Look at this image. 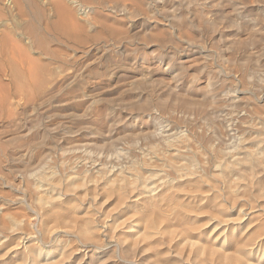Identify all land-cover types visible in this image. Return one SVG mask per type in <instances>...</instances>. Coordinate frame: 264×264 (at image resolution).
<instances>
[{
	"label": "rangeland",
	"instance_id": "374dc122",
	"mask_svg": "<svg viewBox=\"0 0 264 264\" xmlns=\"http://www.w3.org/2000/svg\"><path fill=\"white\" fill-rule=\"evenodd\" d=\"M133 165L156 187L118 208L101 176ZM73 176L61 212L95 237L40 216L43 177ZM149 215L171 232L155 248ZM35 249L34 264H264V0H0V264Z\"/></svg>",
	"mask_w": 264,
	"mask_h": 264
},
{
	"label": "bare ground",
	"instance_id": "6f19581e",
	"mask_svg": "<svg viewBox=\"0 0 264 264\" xmlns=\"http://www.w3.org/2000/svg\"><path fill=\"white\" fill-rule=\"evenodd\" d=\"M229 123V122H228ZM180 136V135H179ZM174 137V136H173ZM180 138V137H179ZM173 139V138H172ZM181 140V139H180ZM167 142V141H166ZM176 142V141H175ZM171 143V142H170ZM154 145V144H153ZM150 146V145H149ZM240 147V146H239ZM238 148V147H237ZM186 149V148H185ZM220 149V148H219ZM161 150V149H160ZM240 150H241V148H240ZM251 152V151H250ZM145 153V152H144ZM165 153V152H164ZM249 153V152H248ZM122 154V153H121ZM159 155V154H158ZM126 156V155H125ZM250 156V155H249ZM120 157V156H119ZM168 158V157H167ZM166 158V159H167ZM133 159V158H132ZM169 159H170V157H169ZM236 159V158H235ZM152 160V159H151ZM171 160V159H170ZM146 161V160H145ZM184 161V160H183ZM169 163V162H168ZM172 162H170L169 164H171ZM182 163V162H181ZM134 164V163H133ZM151 164V163H150ZM175 164V163H174ZM178 164H179V162H178ZM136 165V164H135ZM183 165V164H182ZM185 165V164H184ZM71 166V165H70ZM170 166H172V165H170ZM236 166H237V164H236ZM42 167V166H41ZM101 167L103 168V166H102V164H101ZM132 167V166H131ZM137 167H139V166H137ZM141 168H143L142 166H140ZM177 167V166H176ZM181 167V166H180ZM185 167V166H184ZM191 167V166H190ZM189 167V168H190ZM80 168H81V166H80ZM100 168V167H99ZM98 168V169H99ZM101 168V170L102 171H104L105 172V170H103ZM129 168V167H128ZM133 170H132V172L130 171V169H129V171H130V173H131V175H132V178H127V176H126V174L125 173H128L129 171H119V172H117V173H113V174H111V175H104V176H101V185L100 186H104V190H105V193H107V194H116V196H117V205H118V208L119 207H121L122 205H123V203H124V201L128 198V199H131L130 201H131V203L132 204H134V206H136V208H139V207H141V206H143L142 205V203L141 202H139V198L143 201V200H145V199H142V197H139L138 198V196L139 195H142V196H144V193H146L145 195H148V193H150L153 189H152V186L154 187H156V185L154 184H150V182H151V180H153L152 178H154V177H152V175H154V174H152L151 175V177L152 178H150V177H147L148 176V174H147V176H144V173L143 172H145V171H147V170H145V171H142L140 168H135L134 167V165H133ZM147 168V167H146ZM174 168V167H173ZM254 168V167H253ZM179 169H181V168H179ZM186 169H188V168H186ZM193 169V168H192ZM195 169V168H194ZM259 169V168H258ZM100 170V171H101ZM149 170V169H148ZM150 170H152V169H150ZM174 170V169H173ZM222 170V169H221ZM113 171H115V169L113 170ZM112 171V172H113ZM170 171V170H169ZM179 171V170H178ZM185 171V170H184ZM191 171V170H190ZM193 171V170H192ZM109 172V171H108ZM111 172V171H110ZM149 172V171H148ZM180 172V171H179ZM74 173V172H73ZM86 173V172H85ZM161 173V172H160ZM163 173V172H162ZM176 173H178L177 172V169H176ZM188 173V172H187ZM99 174H100V172H99ZM102 174H104V173H102ZM150 174H151V171H150ZM156 174V173H155ZM170 174H172V173H170ZM203 174V173H202ZM45 175V174H44ZM96 175V174H95ZM98 175V174H97ZM173 175V174H172ZM182 175V174H181ZM92 176V175H91ZM150 176V175H149ZM163 176V175H162ZM40 177V176H39ZM73 177H75V176H73ZM131 177V176H130ZM76 178V177H75ZM75 178H66V180H65V182L63 183V184H61V182L62 181H53L52 179H49V178H47V177H43V179H42V181H44V184H42V185H44V188L42 189V194L41 195H39L38 196V199H37V207H38V209H39V212H40V216H41V218H42V220H44V221H49V220H51V219H54V218H60V219H70L72 222L70 223L71 225L72 224H74V225H76V226H78V228H79V230H78V233H80L81 235H83V236H86V237H89V236H91L92 235V233H94V227L95 226H97V225H92V223L95 221H91V219H89L88 217L87 218H85V221L82 223V225L80 224V223H77V216L75 217L74 216V218H71V216H68V217H66L65 215V212H61V211H63L64 209H66V208H69V207H75L76 206V203L74 202V196H76L77 195V191L75 190L78 186H80L81 184H82V182H81V180H79V179H75ZM96 178V177H95ZM157 178V177H156ZM155 179V178H154ZM166 179V178H165ZM86 180V179H85ZM97 180H98V178H97ZM36 181V180H35ZM83 181V180H82ZM96 181V180H95ZM160 181H162V180H160ZM97 182V181H96ZM164 182V181H163ZM87 183V182H86ZM165 183V182H164ZM166 183H168V182H166ZM84 184V183H83ZM96 184V183H95ZM94 184V185H95ZM98 184V183H97ZM150 184V185H149ZM157 185H160V182H159V184L157 183ZM165 185V184H164ZM96 186V185H95ZM215 186V185H214ZM43 187V186H42ZM209 187V186H208ZM216 187V186H215ZM41 188V187H40ZM82 188V187H81ZM84 188V187H83ZM178 188V187H177ZM60 189H63L65 192H66V195H65V197H62L61 196V194H60ZM95 189V188H94ZM179 189V188H178ZM184 189V188H183ZM103 190V191H104ZM41 191V190H40ZM155 191V190H154ZM182 191V190H181ZM202 191V190H201ZM194 192V191H193ZM166 193H167V191H166ZM174 193V192H173ZM205 194V193H204ZM79 195V194H78ZM150 195V194H149ZM148 195V196H149ZM171 195V194H170ZM147 196V197H148ZM144 198V197H143ZM147 199V198H146ZM174 200V199H173ZM127 201V200H126ZM215 201V200H214ZM146 202H148V200L146 201ZM131 203H130V205H131ZM143 203H144V201H143ZM152 203V202H151ZM160 203V202H159ZM144 204H146V203H144ZM148 204V203H147ZM171 204V203H170ZM124 205H125V203H124ZM129 205V206H130ZM150 206H151V204H149ZM220 205V204H219ZM69 206V207H68ZM99 206V205H98ZM126 206V205H125ZM146 205H144V207H145ZM155 206V205H154ZM222 206V205H221ZM100 207V206H99ZM111 207V206H110ZM132 207H133V205H132ZM147 207H148V205H147ZM152 207V206H151ZM157 207V206H156ZM146 208V207H145ZM144 208V209H145ZM148 208H150V207H148ZM147 208V209H148ZM189 208V207H188ZM63 209V210H62ZM141 210H142V208H140ZM147 209H145V210H147ZM181 209V208H180ZM205 209V208H204ZM134 210H135V207H134ZM154 210V208L151 210V211H153ZM140 211V210H139ZM142 211H144V210H142ZM142 211L141 212H139L140 214L142 213ZM160 211V210H159ZM200 211V210H199ZM92 212V211H91ZM136 212H137V210H136ZM136 212H135V214H136ZM150 212V211H149ZM156 212V211H155ZM155 212H152V214L151 215H153ZM169 212V211H168ZM181 212V211H180ZM192 212V211H191ZM203 212V211H202ZM67 213V212H66ZM138 213V212H137ZM158 213V212H157ZM157 213H155V215H157ZM159 214H161V212L159 213ZM171 214V213H170ZM143 215V214H142ZM144 215H145V212H144ZM154 215V216H155ZM141 216V215H140ZM158 216V215H157ZM83 217V216H82ZM149 217H150V215H149ZM147 218V222H146V230H145V232L144 233H142L141 235H142V240H141V242L143 241V240H148V239H152V241H150L149 242V245H148V247L150 246V248H155L158 244H159V246H160V244H161V242H162V240H164L163 238H165L166 236H165V234L167 233L168 235L171 233V232H169V230H168V228H167V224H169V223H167L166 221H164V220H166V218H161L160 216L159 217H157V219H155V217H150V218ZM140 218V217H139ZM80 219H83V218H80ZM226 219V218H225ZM15 220V219H14ZM134 220H136V218L134 219ZM139 220V219H138ZM137 220V221H138ZM173 220V219H172ZM142 221V220H141ZM224 221V220H223ZM121 222V221H120ZM135 222V221H134ZM165 222H166V224H165ZM65 223V222H64ZM119 223V222H118ZM117 223V224H118ZM136 223V222H135ZM138 223H141V222H139L138 221ZM200 223V222H199ZM78 224V225H77ZM80 224V225H79ZM94 224V223H93ZM194 224V223H193ZM12 225V224H11ZM13 225H15V223L13 224ZM116 225V224H115ZM125 225V224H124ZM135 225V224H134ZM139 225V227H140V224H138ZM219 225V224H218ZM217 225V226H218ZM43 226V225H42ZM126 226V225H125ZM182 226V225H181ZM196 226V225H195ZM74 227V226H73ZM116 227H117V225H116ZM136 227H138V226H136ZM187 227V226H186ZM193 227V226H192ZM18 228V227H17ZM16 228V229H17ZM69 228V227H68ZM77 228V227H76ZM96 228V227H95ZM132 228V227H131ZM172 228V227H171ZM12 229H14L13 227H12ZM44 229V228H43ZM94 229V230H93ZM116 229V228H115ZM139 229V228H138ZM177 229H179V228H177ZM122 230V229H121ZM144 229H142V231H143ZM181 230V229H180ZM186 230V229H185ZM93 231V232H92ZM141 231V232H142ZM184 231V230H183ZM114 232V231H113ZM182 232V231H181ZM119 233H121L122 234V232H120L119 231ZM130 233V232H129ZM140 233V232H139ZM79 234V235H80ZM123 234H126V233H123ZM180 234V233H179ZM184 234V233H183ZM116 235V234H115ZM127 235V234H126ZM130 235V234H129ZM181 235V234H180ZM92 236H94L95 237V235H92ZM124 236V235H123ZM122 235H118L117 236V240H118V242L120 243V244H122V246H126V248L128 249V248H133V246H134V248H135V244H140L139 243V238H134L133 237V239H131L129 242H128V244L125 242V239H124V237H123ZM137 236H138V234H137ZM85 237V238H86ZM100 237V236H99ZM127 237H129V236H127ZM140 237V236H139ZM172 237V236H171ZM174 237V236H173ZM172 237V238H173ZM183 237V236H182ZM131 238V237H130ZM140 238V239H141ZM176 238V237H175ZM96 239V238H95ZM169 239H170V236H169ZM186 239H187V237H186ZM19 240H21V239H19ZM97 240V239H96ZM128 240V239H127ZM193 240V239H192ZM196 240V239H195ZM95 241V240H94ZM144 242V241H143ZM164 242H165V240H164ZM163 242V243H164ZM184 242V241H183ZM187 242V241H186ZM16 243H18V241L16 242ZM15 243V244H16ZM32 243V242H31ZM80 243V242H79ZM146 243H148V242H146ZM207 243V242H206ZM27 244V243H26ZM138 244H137V246H138ZM194 244V243H193ZM243 244V243H242ZM18 245V244H17ZM144 245H145V242H144ZM136 246V247H137ZM207 246H208V244H207ZM24 247H26V246H24ZM29 247V246H28ZM33 247H35V246H33ZM33 247H31V249L33 248ZM182 247V246H181ZM204 247V246H203ZM215 247V246H214ZM27 248V247H26ZM123 248V247H122ZM126 248H124L125 250H127ZM134 248L132 249V250H134ZM180 248V247H179ZM208 248V247H207ZM217 248V247H216ZM10 249V248H9ZM24 249V248H23ZM28 249H30V248H28ZM34 249V248H33ZM172 249V248H171ZM8 250V249H7ZM19 250V249H18ZM27 250V249H26ZM25 250V251H26ZM48 250H50V249H48ZM45 251L44 252V254H43V256L45 255H47L48 254V252L49 251ZM67 250V249H66ZM131 250V251H132ZM149 250V249H148ZM217 250H218V248H217ZM54 251V250H53ZM56 251V250H55ZM149 251H151V249L149 250ZM184 251V250H183ZM16 252V251H15ZM29 253H27L28 255H25V256H21L22 257V262L20 263V264H34L35 263V261H37L36 259V257L37 256H39L40 255V253H42V252H37L36 251V249L35 250H29L28 251ZM177 252H179V251H177ZM215 252V251H214ZM23 253V252H22ZM52 253V252H51ZM68 253H69V251H68ZM68 253H65L66 255L68 254ZM71 253V252H70ZM70 253L68 254V256L70 255ZM183 253V252H182ZM62 254V253H61ZM86 254V253H85ZM142 254V253H141ZM66 255H64V256H66ZM72 255V254H71ZM218 255H219V253H218ZM236 255V254H235ZM238 255V254H237ZM41 256V255H40ZM48 256V255H47ZM50 256V255H49ZM178 256L180 257V256H182L181 255V253H178ZM184 256V255H183ZM202 256H203V254H202ZM243 256V255H242ZM54 257V256H53ZM157 257V256H156ZM158 257H159V255H158ZM157 257V258H158ZM185 259L186 260H189V259H191V258H193L192 260H193V262H195V263H197V264H215L213 261V258H212V260H209V259H201L200 257V259L198 258V256H197V254L195 253V251H193V250H188V251H186V254H185ZM11 258V257H10ZM36 258V259H35ZM156 258V259H157ZM206 258H208V257H206ZM55 259V258H54ZM155 259V260H156ZM210 259H211V257H210ZM218 259V258H217ZM52 260V259H51ZM14 261V260H13ZM159 262H161L160 260H158ZM232 261H235V260H232ZM18 262V261H17ZM81 262V261H80ZM159 262H156V263H154V264H161V263H159ZM219 262V261H218ZM19 263V262H18ZM17 263V264H18ZM37 263V262H36ZM51 262L49 261V259H46L45 258V260L41 263V264H50ZM224 263H225V261H224ZM16 264V263H15ZM58 264V263H57ZM165 264V263H164Z\"/></svg>",
	"mask_w": 264,
	"mask_h": 264
}]
</instances>
